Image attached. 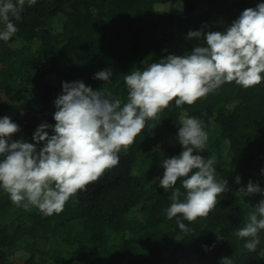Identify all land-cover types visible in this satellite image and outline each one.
<instances>
[{
	"label": "trees",
	"instance_id": "obj_1",
	"mask_svg": "<svg viewBox=\"0 0 264 264\" xmlns=\"http://www.w3.org/2000/svg\"><path fill=\"white\" fill-rule=\"evenodd\" d=\"M262 2L37 0L25 6L20 20L13 19L18 29L13 37L0 40V118L7 115L20 126L14 140L35 143L38 125L55 123L61 82L81 80L126 102V75L171 54L187 55L205 45L188 39L190 30L224 31L244 9ZM197 10L198 19L185 30L171 29L190 22ZM104 67L112 70L110 80L94 79ZM184 116L202 121L208 140L200 154L214 156L216 180L228 181L215 209L192 223L167 218L173 189L159 186L163 160L183 150L177 133ZM146 126L154 127L58 215L18 207L0 189V264H221L222 257L233 264H264V230L255 252L244 248L250 238L236 235L264 199L240 191L250 180L264 189V83L247 89L225 83L191 106L173 102ZM221 141L226 147L217 155ZM175 187L185 192L181 181ZM178 219L189 232H182Z\"/></svg>",
	"mask_w": 264,
	"mask_h": 264
},
{
	"label": "clouds",
	"instance_id": "obj_2",
	"mask_svg": "<svg viewBox=\"0 0 264 264\" xmlns=\"http://www.w3.org/2000/svg\"><path fill=\"white\" fill-rule=\"evenodd\" d=\"M36 2L0 0V40L13 37L18 31L13 19L20 20L25 6ZM187 38L202 39L205 45L195 46L187 55H168L126 75V102L108 89L93 90L81 80L61 82L62 93L54 100L55 123L38 125L31 138L35 143L14 140L20 126L7 115L0 118V189L11 202L25 210L35 207L44 216L58 215L70 199L116 167L119 153L155 126L147 127L146 122L156 120L173 102L177 107L191 106L225 83L235 82L245 89L264 83V2L244 9L224 31L190 30ZM112 74L104 69L94 79L109 81ZM177 139L183 150L163 160L159 186L173 189L167 218L182 216L192 223L215 209L228 181L216 180L214 156L205 159L200 154L208 140L202 121L182 117ZM177 181L182 182L184 193L175 187ZM240 191L244 196H264V189L251 180ZM176 223L182 232L190 231L181 220ZM261 230L264 199L255 204L236 235L250 238L244 248L255 252ZM221 264L233 261L222 257Z\"/></svg>",
	"mask_w": 264,
	"mask_h": 264
},
{
	"label": "rangeland",
	"instance_id": "obj_3",
	"mask_svg": "<svg viewBox=\"0 0 264 264\" xmlns=\"http://www.w3.org/2000/svg\"><path fill=\"white\" fill-rule=\"evenodd\" d=\"M252 2H254L255 0H251ZM199 13H200V10H197L196 12H194L193 13V15H192V20L190 21V22H186V23H182V24H180V25H173V26H171V29H174V30H177V29H180V30H185L187 27H188V25H189V23H191V22H195L197 19H198V15H199ZM57 19L58 18H55L53 21H52V24L53 23H55L56 21H57ZM222 20H223V22H227L228 21V19H227V17H222ZM104 69H108V68H106V67H104L103 68V70ZM216 131L212 128V135H216L217 133H215ZM226 143H225V141H221L220 143H219V145H218V147H217V150H215L216 151V154L217 155H219V154H221L223 151H224V149H225V147H226V145H225ZM134 213H136L135 211H133L132 212V215H134ZM116 241V237H112L111 238V242H115Z\"/></svg>",
	"mask_w": 264,
	"mask_h": 264
}]
</instances>
